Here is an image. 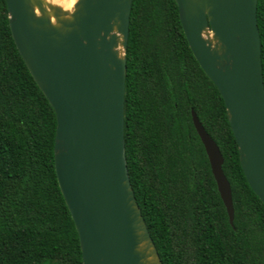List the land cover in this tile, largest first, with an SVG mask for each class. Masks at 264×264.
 Instances as JSON below:
<instances>
[{
    "label": "trees",
    "instance_id": "1",
    "mask_svg": "<svg viewBox=\"0 0 264 264\" xmlns=\"http://www.w3.org/2000/svg\"><path fill=\"white\" fill-rule=\"evenodd\" d=\"M264 86V0H257ZM123 137L129 180L162 264H264V204L248 185L223 99L194 58L174 0H132ZM223 157L230 225L194 129ZM55 113L0 0V264H82L54 170Z\"/></svg>",
    "mask_w": 264,
    "mask_h": 264
},
{
    "label": "water",
    "instance_id": "2",
    "mask_svg": "<svg viewBox=\"0 0 264 264\" xmlns=\"http://www.w3.org/2000/svg\"><path fill=\"white\" fill-rule=\"evenodd\" d=\"M174 2L194 58L223 99L246 181L264 204L257 0ZM5 3L14 44L55 113L54 170L78 234L82 264H162L135 199L124 150L125 51L132 0H76L71 11L44 0V7L36 9L39 0ZM53 7L65 13L53 9L58 21L45 12L51 15ZM72 14L70 20L62 18ZM114 27L122 40L116 35L108 39ZM214 40L219 41L216 49ZM117 44L123 49L119 59L113 50ZM191 119L232 225L223 157L193 111Z\"/></svg>",
    "mask_w": 264,
    "mask_h": 264
},
{
    "label": "clouds",
    "instance_id": "3",
    "mask_svg": "<svg viewBox=\"0 0 264 264\" xmlns=\"http://www.w3.org/2000/svg\"><path fill=\"white\" fill-rule=\"evenodd\" d=\"M74 2H75V0H74ZM37 7H44V5L42 4V3H40V0H39V5L37 6V5H34V7H33V9H36ZM53 9H59V8H56V7H53L52 9H51V15L49 14V11H45L46 13H48V15H49V18H50V20L51 19H55L56 21H58L57 20V18H56V16L53 14ZM60 10V9H59ZM76 10H77V8H76ZM76 10H75V12H76ZM61 11V10H60ZM61 13L62 14H65L63 11H61ZM75 14V13H74ZM74 14H72V15H63V19H65V20H70L73 16H74ZM51 25H52V23H51ZM53 26V25H52ZM56 27H59V24L57 23V25H56ZM203 31H205V29L204 30H202V34H203ZM103 35V34H102ZM112 35H116L117 37H119L121 40H122V33H120L115 27L113 28V30H112V32H111V34L109 35V37H108V39H111V36ZM213 47L216 49V47H217V45L219 44V41H217V40H214L213 42ZM115 52H117V53H119L120 55H118V59L119 58H121V56L123 55V49H122V45L121 44H117V46L113 49Z\"/></svg>",
    "mask_w": 264,
    "mask_h": 264
},
{
    "label": "bare ground",
    "instance_id": "4",
    "mask_svg": "<svg viewBox=\"0 0 264 264\" xmlns=\"http://www.w3.org/2000/svg\"><path fill=\"white\" fill-rule=\"evenodd\" d=\"M47 2V0H44ZM56 1L59 3V7H61L65 11H71L73 9V6L70 7L71 4H73L74 0H51ZM76 2V1H75ZM74 2V4H75ZM48 3V2H47ZM73 4V5H74ZM150 261H153V258H149Z\"/></svg>",
    "mask_w": 264,
    "mask_h": 264
},
{
    "label": "rangeland",
    "instance_id": "5",
    "mask_svg": "<svg viewBox=\"0 0 264 264\" xmlns=\"http://www.w3.org/2000/svg\"><path fill=\"white\" fill-rule=\"evenodd\" d=\"M47 2L50 3V4H53V5H57V6L59 5V3L56 2V1L47 0ZM73 4H74V2H73ZM73 4H71L70 7L73 6Z\"/></svg>",
    "mask_w": 264,
    "mask_h": 264
}]
</instances>
